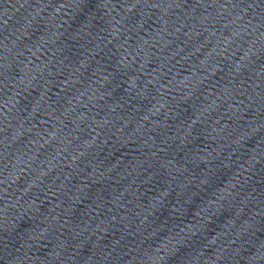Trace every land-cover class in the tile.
Returning <instances> with one entry per match:
<instances>
[{
    "label": "water",
    "instance_id": "water-1",
    "mask_svg": "<svg viewBox=\"0 0 264 264\" xmlns=\"http://www.w3.org/2000/svg\"><path fill=\"white\" fill-rule=\"evenodd\" d=\"M264 224V0H0V264H169Z\"/></svg>",
    "mask_w": 264,
    "mask_h": 264
}]
</instances>
